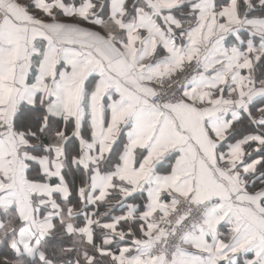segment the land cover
Returning a JSON list of instances; mask_svg holds the SVG:
<instances>
[{
    "label": "snow or ice",
    "instance_id": "obj_1",
    "mask_svg": "<svg viewBox=\"0 0 264 264\" xmlns=\"http://www.w3.org/2000/svg\"><path fill=\"white\" fill-rule=\"evenodd\" d=\"M0 264H264V0H0Z\"/></svg>",
    "mask_w": 264,
    "mask_h": 264
}]
</instances>
